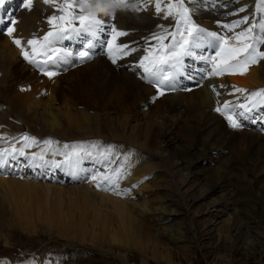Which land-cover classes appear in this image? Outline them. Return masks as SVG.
Masks as SVG:
<instances>
[{
  "label": "bare ground",
  "instance_id": "6f19581e",
  "mask_svg": "<svg viewBox=\"0 0 264 264\" xmlns=\"http://www.w3.org/2000/svg\"><path fill=\"white\" fill-rule=\"evenodd\" d=\"M212 1L213 0H188V6L193 8L194 21L206 30L215 31L220 35H232L231 32L226 31V29L222 28L220 25L230 24L233 21L240 20L245 16L249 18L250 24L256 23L257 21L264 23V5H261L260 0H239V4H237L235 0H215L214 4ZM132 2H134V6H122L114 10V20L116 22L112 23H114L116 27L119 26L120 30L129 33V35L119 37L117 44H129L135 48L136 51L128 56H124L122 58L118 57L116 63H113L109 55H107V57L104 56L99 58L96 63L83 67L82 64L78 65L75 63L73 55L65 58V54L69 53L68 51H65V49L69 48L60 44L58 41L56 43L59 44L60 47L57 46L56 43H54L52 47L59 49V58L55 59L54 62H49L46 68L43 66V70L38 69L36 66L30 64L23 58L25 61L24 65L32 72L31 74L29 73V75H26L23 74V72H19V65L21 62L23 63V61L21 60L20 64L16 62L19 56L23 57L21 48L17 47L8 35H0V97H4V84L9 81L13 83V96L10 99L17 105L15 106L12 102V105H14L18 110L20 118L27 121L29 117H27L25 113L30 116L32 115L34 118L40 120L45 129L51 133L50 135L52 136L54 133L58 134L64 132L62 123H66L68 125H82V123L89 122L92 119L88 114L91 110H95L99 114V112L101 113L108 108V106L112 108L111 104H114L113 108L117 109V115L115 119L109 117V120H106L105 124L117 126L116 128L119 129L125 126V128L128 127L127 129H129V120L135 118L136 115L141 112L140 109L144 108L146 110L148 109V111L158 110L163 113L165 112L169 118L176 116V126L178 127L184 125L188 129V133L186 132L189 134L187 135V138L193 141V145L194 143L198 145L201 139L197 134L201 131L204 132L207 128H209V111L212 112L215 110L218 106V102L221 104L223 100V97L216 94L218 92L217 87L215 92L212 90L213 84L211 82L214 81L216 83L225 84L228 96L242 94L234 93L233 86L246 88L248 90L264 86V62H259L258 64L251 66L245 75L225 74L224 78H220L219 76L209 77L207 73L212 69V64L201 60L198 57H212L215 55L216 49L208 47L207 45H202L201 48L194 49L195 56L185 57H189L191 60L192 58H198L201 64H203L201 68L203 67L202 69H206V72L202 71V77H194V79L190 82L188 80L186 84L182 83L180 87H177L178 89L175 86H172L170 89H175L174 91L204 89L201 91L193 90L192 92H168L167 86H165L162 99L154 105L156 109H152V105L150 106L149 103L152 99L154 100L155 97L159 95L157 91H154V89L152 91L150 87L145 85L146 82L149 85L147 80L142 79L144 80L143 82L139 81L137 77L138 74L142 72V69L137 67L138 61L134 60H137L136 56L141 54L140 51H145L150 44L155 42L152 40V34L155 33L158 35L159 31L162 32L163 30H160V26H169L172 22V18L164 19L163 13L158 15L154 6L151 4H149L145 10L137 11L135 10L137 7L135 0H132ZM209 2H211L213 6H211ZM23 7V0H20L18 9L21 12V15L13 17V19H21L22 16L24 17V24L20 29V36L22 37L21 40H29L31 39V34H35L37 36L40 31H42L40 33V38H42L43 35L50 29L47 20L48 17L53 15L55 12L54 5L45 4L44 2L37 4L33 1L31 10L24 8L22 11ZM148 7H150L152 12L148 10ZM241 8H244L245 11H239ZM38 9L47 11H40ZM97 11L99 14L105 16L104 10L98 9ZM143 16L145 17L144 22H142V19L144 18ZM247 26L249 25H241L240 28ZM237 31H240V29L238 28ZM69 35L71 36L72 34L69 33ZM81 36V38L85 39L84 42H82L85 44L87 38L84 37V35ZM106 39L107 38L104 37L102 40L106 42ZM26 42L24 43V47L26 50L30 51ZM82 43L77 44L81 46ZM101 43V41L96 40L95 46L97 47V45H99L101 48ZM96 47L92 49L91 57L92 52L96 49ZM107 50L108 48L104 43L100 52L105 54ZM75 51H79V47H76L74 44V53ZM193 63L195 64L196 62L193 61ZM43 71H53L57 74L49 78L47 75L42 73ZM38 73H40V75ZM181 73L182 71L176 73L175 75L178 76ZM3 74L8 75V78H3ZM41 74L44 75L41 76ZM4 79H8V81L6 82ZM36 79L42 80L43 85H41V87L39 85L40 83H36ZM167 84H169V82H166V85ZM39 89L41 91H46V95L44 96L45 100L44 97H38L40 95L38 92ZM72 96L73 99H77L78 101H70L69 98ZM4 98H7V96L5 95ZM56 101L57 103L60 102L61 105L64 104L66 108L67 106H71L73 104H75V106L78 104L82 105L85 107L87 113L83 111H75L76 113H73L72 111V113L67 111L62 112V107L58 109L52 107L54 105L52 103ZM185 101L187 104L183 105ZM7 102L9 101L7 100ZM183 110H185V112ZM10 113L14 114L16 112L12 108ZM164 120H166V118L162 119V124H165L166 127L167 123ZM222 120L223 121L221 122L220 119L217 118L218 129L216 130L217 136L219 137L218 139L220 142L222 141L223 144L227 143V146L232 147L235 151L234 155H237L238 158L240 156H252L254 150L258 146V148H260L259 151H257L258 155L261 157L264 156V137L256 133V130L252 131L249 129L233 128L229 125L226 118H222ZM155 126L156 123L153 121H144L143 123L136 121V125L132 128V134H134L135 140L126 141L124 140L125 138H120V134H118L119 131L111 138L126 142V147H129L130 144L131 146L134 145L136 147L138 146L155 152L158 148L154 145L157 144V146H159L161 144L157 141L158 138L156 139L155 137ZM142 137L144 138V141H146V144L139 142V139ZM8 139L5 140L8 141ZM169 142L170 140L168 139V135H166L164 145L169 146ZM1 145L3 148H11L8 146V142H2ZM19 145L21 146V144ZM20 146L16 147L18 148ZM137 149L134 153L138 151ZM228 149H220L219 152L223 153ZM33 150L35 149H27L29 153H33ZM59 152L58 156H53L52 151L49 152L46 159L51 162L56 161V158L64 153L62 150H59ZM92 153L93 155L95 154V152ZM123 155L117 156L119 158L116 159V167L114 170L120 169L121 167L123 168V163L120 160V157ZM23 157L25 162H30L29 166L32 168L40 161H33L30 156ZM87 159L89 160V157ZM12 160L14 159H9L8 163ZM90 160H94V163L97 161L98 164L106 165L110 163V160L108 161L107 159L100 157H96L95 159L93 156H90ZM60 163L65 164L64 161H60ZM80 166H82L80 161L75 167L68 166L69 172H78L80 170ZM7 170L8 169H5L3 171L4 175L0 173V227L5 226L6 228L17 226L26 232L35 233V231H37L38 223L42 224V227L46 228L49 233H55L57 236L68 238L69 240L74 239L83 243H92L100 240L103 244L110 246V248L111 246L117 245L121 247L133 246V248L135 247L143 253H147L146 250L148 248L150 249L151 246L155 248L158 244L156 241L157 239H155L151 230H148L146 227L144 228L140 221L136 219L134 216L136 215V212L134 214L133 211L127 209L124 204L117 203L112 199L110 200L111 204L107 206L106 204L109 202L106 203L105 198L101 197L102 195L100 196V199L98 198L99 201H96L93 194L87 187H83L81 190L67 189L63 191L61 188H54L50 185L40 186L36 182L29 184V182L32 181H25L22 180V178L19 179L14 177L17 173H13L11 176L9 175L11 171L8 170V175H5V171ZM114 170H112V173ZM146 170L150 172L152 171V168H147ZM165 170L166 171L163 172V175H169V171L166 168ZM237 170L240 169L237 168ZM129 171L132 172L131 170ZM230 171L232 172V170ZM223 173H229V170H227V172L223 171ZM77 176L78 175H76V177ZM156 176L157 175L154 176V179H156ZM138 178H142V180L139 182L136 180ZM148 179V185L152 187V178ZM159 179H161V177H158V180ZM120 181L121 178L119 182ZM88 183L91 184V180ZM121 184H123V186L127 184L124 188L130 187L133 193L142 192L143 188L146 186L144 175L142 173L129 174L121 181ZM160 187L162 186L158 184L153 186L154 189H160ZM95 188L100 190L98 187ZM123 194H125V192H123ZM172 198L173 196L166 194L162 195V197L158 199L157 202L162 207L164 212L169 209L168 204L164 206L163 202ZM142 207L144 212L147 211L148 208H151L149 207V200H145ZM45 247L46 246L42 245L39 246L38 252L35 254L38 264H46L43 259Z\"/></svg>",
  "mask_w": 264,
  "mask_h": 264
},
{
  "label": "rangeland",
  "instance_id": "374dc122",
  "mask_svg": "<svg viewBox=\"0 0 264 264\" xmlns=\"http://www.w3.org/2000/svg\"><path fill=\"white\" fill-rule=\"evenodd\" d=\"M33 1L37 4L43 3V0ZM235 1L239 4V0ZM214 2L215 0L212 1L213 4ZM209 4H211V2H209ZM213 4H211V6H213ZM19 5L20 0H11V5H6L12 18L21 15L18 9ZM24 8L25 6L22 8V11ZM148 10L152 12L150 7H148ZM99 15L107 19L104 15ZM144 19L145 17L142 19V22H144ZM14 20L16 23L14 25L15 30L13 36H9L6 33L7 28L0 25L1 36L8 35L12 40L14 36L15 38L19 37V39H22L20 36V29L24 24V17L22 16L21 19ZM108 22L112 23L116 21L111 20V22ZM117 28L120 29L119 26H117ZM41 32L42 31H40L37 36L31 34L30 38L32 39L35 36L40 38ZM103 36L107 38L105 41L109 39L107 34ZM103 36L102 39H104ZM26 41L27 39H23L24 43ZM56 45L60 47L59 44L56 43ZM101 45L102 48L104 43H101ZM101 48L97 45L96 49L92 52V57L83 63L82 66H89L96 63L99 58L104 56L107 57L109 50L103 54V52H100ZM65 51L73 55L69 49H65ZM192 60L194 62L199 61L198 58H192ZM16 62L19 64L21 62L19 65L20 73L23 72V74L26 75L32 73L24 65L25 61L22 56H19ZM260 62H264V60ZM47 65H45V68ZM42 73H44V71ZM38 74L40 75V73ZM42 75L44 74H41V76ZM3 76V78H8L6 74H3ZM38 79H36V83H40L39 85L41 87V85H43L42 80ZM138 79L140 82L146 80L144 78H142L144 80ZM4 80H6V82L8 81V79ZM151 84L154 83H149V85L147 82L145 83L152 91L153 89L157 91ZM12 86L13 83L10 81L4 84V97L6 95L7 98L3 96L0 97V137H5L3 136L4 134L7 135L6 137L8 138H20L23 135L20 134L22 129H28L37 136L43 137L41 141L51 138L59 142L58 144H53L56 146L55 149L53 145H51L50 149L43 144L34 146L31 148L35 149L33 152H40V150H36L40 149V147L41 150L45 149L46 151L57 150V147L62 148L64 152L72 151L71 147L65 149L64 144L72 146L82 143L83 147L79 151L80 153L85 151L86 158H90V156H93L95 159L96 157L98 158L100 154L99 151L102 149L101 155L105 154L107 156L104 155L100 158L107 159L108 161L109 158L110 160L113 158L114 162L112 165H114V168L116 167V159L119 158L116 156L124 154L120 157L123 163V168H120V170L123 171L121 181L131 173H142L146 186L142 191L144 193H133L130 187L124 188L127 184L123 186L120 181L115 191L104 190L102 188L99 190L95 188L97 186L92 185V181L91 184L88 183L90 181L88 171H86V175L82 177V180L86 181L85 183H60L51 180L49 176L50 172H47V170H30L27 169L26 165H18V163L16 168H11L12 172H10L9 175L12 176L13 173H17L14 177L19 179L22 178V180L25 181H32L29 182V184L36 182L40 186L50 185L54 188H61L63 191L67 189L81 190L83 187H87L96 201L104 197L105 202H109L106 204L107 206L111 204L110 200L112 199L117 203L124 204L127 209L133 211L134 214L136 212V215H134L136 219L140 221L144 228L146 227L148 230H151L158 244L155 248L152 246L150 249L148 248L146 250L147 253H143L139 249L133 248V246L121 247L117 245L111 246L110 248V246L103 244L100 240L92 243H83L74 239L69 240L68 238L59 237L55 233H49L46 228L42 227V224L38 223L35 233L26 232L17 226L6 228L2 226L0 227V260L5 261V264H36L35 254L38 252V248L41 245L46 246L43 253V259L46 264H264V156L261 157L258 155L257 151H259L260 148L257 146L252 156H240L238 158L237 155H234L235 151L232 147L227 146V143L223 144L222 141L220 142L216 130L218 129L217 118L220 119L221 122L223 120L217 115L216 110L212 112L209 111V128L197 134L201 139L198 145L195 143L193 145V141L187 138V135H189L187 134L188 129L184 125L176 126V116L169 118L165 112L163 113L158 110L148 111V109H140L141 112H139L135 118L129 120V129H127L128 127L125 128V126H123L125 128L124 130L123 127L119 129L116 128L117 126L105 124L106 120H109V117L115 119L117 115V109L113 108L114 104H111L112 108L108 106V108L101 113L99 112V114L95 110H91L88 114L92 119L89 122L82 123V125H68L62 123L64 132L58 134L54 133L52 136L50 135L51 133L45 129L40 120L34 118L32 115L30 116L25 113V115L29 117L27 121L20 118L18 110L15 107L17 105L10 99L13 96ZM203 89L204 88L193 90L201 91ZM174 90L175 89H171L168 92L193 91ZM40 91L39 89L38 92L40 95L38 97H44L46 91ZM163 95L157 96L158 98L155 97L156 100L152 99L149 103L150 106L152 105V109H156L154 105L162 99ZM69 99L70 101L73 100V102L78 101L77 99H73V96ZM7 100L9 102H7ZM12 102L15 106L12 105ZM52 104H54L52 107L55 109L62 107V112L72 111L76 113L83 111L87 113L85 107L79 104L76 106L73 104L67 106V108L64 104L61 105L60 102L57 103V101ZM186 104L187 102L185 101L183 105ZM4 105L8 106V111L3 109L2 106ZM11 107L16 113H11V116H8L12 111ZM183 111L185 112V110ZM16 117L19 121L15 119V122H17H12L11 120ZM163 118H166V120H164L167 123L166 127L165 124H162ZM20 121H22L23 124ZM136 121L140 123L144 121H153L156 123L154 129L156 132L155 137L156 139L158 138L157 141L161 143L159 146H157V144L154 145L158 148L157 151L152 152L138 146L137 149L136 146H131L130 144L129 147H126V142L111 138L119 131L118 134H120V138H125L124 140L126 141L135 140V136L132 134V128L136 125ZM166 135H168V139L170 140L169 146L164 145ZM5 139L6 138L1 139L3 143L12 140L8 139L7 141ZM1 140L0 143L2 144ZM139 140L140 143L146 144L143 137ZM93 143L98 144L99 148L93 147ZM19 144L20 143H15L14 146H20ZM108 145L116 146L111 153L105 152V148ZM8 146L12 147L13 144L8 142ZM225 148L229 149L225 150L223 153L219 152L220 149ZM136 149L138 151L134 153ZM92 152H95V154L93 155ZM125 157H127V159H125ZM238 162H241L239 166ZM26 163L29 166L30 162L26 161ZM4 167L6 169L10 168L11 162L4 165ZM147 168H152V171L148 172V170H146ZM165 168L169 171V175L167 176L163 175V172L166 171ZM237 168L240 170H237ZM1 169L2 167H0V173L3 174ZM250 169H253V172ZM110 170L111 168L109 166L100 167V171H98L100 175L97 176L109 174ZM227 170H229V173H223V171L227 172ZM230 170H232V172ZM20 173H25V177L20 175ZM51 175L59 179L60 174L56 171L51 173ZM155 175H157V181L154 179ZM158 177H161V179L158 180ZM76 178H74V180H76ZM148 178H152L151 183L153 186L158 184L162 187H160V189H154L153 186L150 187L148 185ZM136 180L140 182L142 178ZM110 187L112 186L108 185L107 188ZM116 191L122 194L117 195ZM123 192H125V194H123ZM165 193L173 196L172 199L163 202L164 206L168 204L169 210L166 212L162 210V207L157 202L162 195H166ZM145 200H149V207L151 208H148V210L144 212V210H142V205ZM170 227H173L172 230Z\"/></svg>",
  "mask_w": 264,
  "mask_h": 264
},
{
  "label": "snow or ice",
  "instance_id": "6c2138e0",
  "mask_svg": "<svg viewBox=\"0 0 264 264\" xmlns=\"http://www.w3.org/2000/svg\"><path fill=\"white\" fill-rule=\"evenodd\" d=\"M43 2L52 4L55 8L54 14L47 20L50 26L49 31L42 38L34 37L27 40L26 44L30 51L25 49L21 39L13 37V42L21 48L23 58L38 69L43 70V66L59 58V49L52 46L67 38L69 33L89 37L84 45V50L78 53L81 62L91 58L94 40L105 43L113 63H116L118 57L122 58L136 51L129 44H117L119 37L129 35V33L118 29L114 23L108 22L115 19L114 10L116 8L131 4L132 0H43ZM135 2L137 11L145 10L151 4L158 15L163 13L164 19L172 18L175 21L173 25L175 31H168L165 26L161 25L162 34H152V40L156 41L159 47H153L150 44L145 49V55L137 63V67L143 70V78L156 85L158 95H163L164 87L172 86L171 84L166 85V82L174 80L175 74L182 71L183 57L195 56L194 49H199L202 45L216 49L215 55L212 57H198L212 64V70L207 73L209 77L225 74L245 75L251 66L264 60V23L257 21L250 24L249 18L245 16L230 24H221L220 26L231 32L232 35H220L215 31L200 27L194 21L193 8L188 6V0H135ZM260 2L261 5H264V0H260ZM23 3L25 8L31 10L33 0H23ZM6 5L10 6L11 0H0V25H4L7 28V34L13 36L16 21L12 18ZM98 9L104 10L107 19L99 15ZM239 11L243 12L245 9L241 8ZM241 25L249 26L236 31ZM105 34L109 36L106 42L102 40V36ZM169 39H171V43L164 42ZM71 55V53H66L65 58ZM41 57L44 59L41 60ZM44 74L51 78L57 73L44 71ZM212 90L215 92L216 86H212ZM233 92L243 93V101L238 98L237 102L228 100H225L223 104L218 102L215 110L225 116L231 127L240 128L243 126L244 118H249L252 114L259 113L264 109V88L249 91L246 88L233 86ZM216 94L220 95L218 92ZM259 119H264V116H260ZM8 142L13 146L10 149H0V167L7 165L9 159H15L18 156H30L33 161L40 160L47 164L49 161L46 159L47 151L45 149H42L40 153H29L27 149L40 144L48 146L50 149L51 145L59 143L51 138L41 141L27 133L18 140L12 138ZM15 143H20L21 146L17 148L14 146ZM92 146L99 148L96 143H93ZM70 147L72 151L63 153L64 162L70 167H75L81 158L78 149H82L83 145L82 143L72 146L64 144L65 149ZM115 147V145H108L105 152L111 153ZM57 152L58 150L52 151V155L55 156ZM56 166L59 167V164ZM121 177L122 171L116 169L111 175L105 174L99 177L93 175L91 179L97 182L98 188H104V184H109L112 187L104 190L115 191ZM116 194L121 195L122 193L116 191ZM0 264H5V261L0 260Z\"/></svg>",
  "mask_w": 264,
  "mask_h": 264
}]
</instances>
